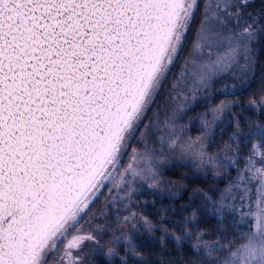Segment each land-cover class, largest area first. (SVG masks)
Masks as SVG:
<instances>
[{"label":"snow or ice","instance_id":"snow-or-ice-1","mask_svg":"<svg viewBox=\"0 0 264 264\" xmlns=\"http://www.w3.org/2000/svg\"><path fill=\"white\" fill-rule=\"evenodd\" d=\"M255 3L0 0V264H88L87 242L100 241L96 231L77 228L80 221L109 184L125 191L137 178L155 176L159 161L138 168L135 150L133 163L121 168L133 142L146 143L152 132L156 122L149 114L165 85L167 104L181 82V90L194 95L207 84L210 67L213 72L238 64L247 68L264 52V0L250 12ZM194 24V42L169 82ZM204 47L223 49L224 55L206 64L196 55ZM255 103L264 108V101L249 107ZM223 111L222 105L213 121L205 119L206 136ZM250 136L260 142L250 149L245 175L231 181L213 207L223 212L229 196L239 199L241 212L246 200L254 203V212L248 208L254 231L243 233L247 243L229 249L216 264H264V131ZM182 151L198 170L229 166L207 155L203 137ZM252 179L259 188L250 196ZM134 219L125 216L124 223ZM139 226L132 223L133 229ZM143 228L154 231L147 220ZM163 232L161 245L167 238ZM174 239L179 245L192 236ZM123 243L122 255L115 245L109 250L107 264L117 257L128 264L135 257L133 238Z\"/></svg>","mask_w":264,"mask_h":264},{"label":"trees","instance_id":"trees-1","mask_svg":"<svg viewBox=\"0 0 264 264\" xmlns=\"http://www.w3.org/2000/svg\"><path fill=\"white\" fill-rule=\"evenodd\" d=\"M259 7L260 0H256L255 7L249 11L256 12ZM196 19L198 24L199 12ZM197 24L193 25L187 36L185 49L181 55L183 58L177 60L176 68L169 76V82L178 75L179 66L194 42ZM217 49L219 50L216 47L211 49L204 47L202 51L198 50L196 55L204 63L211 65L217 59L215 56ZM181 89L183 82L165 104V94L170 91L168 85H165L164 92L149 114V121L156 122L150 136L146 143L132 144L134 150L140 153L137 157L138 168L147 167L152 161H159L153 169L155 176L146 174L143 178H137L130 187L125 188L122 185L125 191L118 189L112 201L100 214V219L107 217L113 219L133 206L140 217L152 224L154 229L152 233L139 228V231L129 235L141 249L140 252L147 257L146 262L142 264H203L216 258L221 250L233 247L243 233L253 230L254 227V218L248 214L249 206L253 212L255 211L254 203L250 204L246 200L243 212L240 211L239 199L233 201L230 196L225 202L226 208L223 212H217L213 205L219 204L221 193L231 181L245 175V170L237 167L240 158L238 147L240 136L238 139L235 138L237 132L233 131V127L238 126L243 134L249 136L250 133H257L264 128V108L255 111L246 106L252 100L264 98V52L247 68L238 64L231 68H218L213 72L210 67L207 84L197 88L194 95L188 89L183 91ZM185 92L189 94L185 95ZM223 98L238 101L241 106L234 109L226 118L224 127L228 129L229 148L226 151L211 149L221 162L229 164L223 173L224 179L218 180L204 168L198 170V165L177 149L175 141L173 143L170 136L174 130L179 129L182 122L187 121L192 111L205 107L207 103L214 104ZM137 140H140L139 136ZM247 175L251 176V173ZM243 187L241 184V190ZM247 187L251 196L259 185L252 179ZM104 198L105 194L99 198L91 211L98 209ZM233 204L235 212L232 210ZM196 209L199 211H195ZM186 222H190L187 227ZM163 230L167 231V238L161 245L160 237L164 234ZM186 233H190L192 239L182 240L178 245L174 237L183 238ZM198 243L199 249H194L192 245ZM205 245L209 247L205 248ZM215 245H218L216 250L209 254V249ZM107 262L108 259L100 254L94 257L91 264ZM111 264H120L118 257L112 259Z\"/></svg>","mask_w":264,"mask_h":264},{"label":"rangeland","instance_id":"rangeland-1","mask_svg":"<svg viewBox=\"0 0 264 264\" xmlns=\"http://www.w3.org/2000/svg\"><path fill=\"white\" fill-rule=\"evenodd\" d=\"M208 2H211L213 5L215 4V0H208ZM184 47L185 44L183 46V50L180 52L179 59L183 58L181 57V55L185 49ZM187 54H188V50L185 55V58ZM222 55H224V50L220 48L219 50L217 49L215 52V56L218 58ZM252 101L260 102V101H264V98H259ZM250 102L246 104V106H249ZM222 105L224 106V111L221 118L212 125L210 133L206 136L203 131V124L205 122V119L207 121H213L214 119L213 113H215L218 109H220ZM240 106L241 104L238 101L224 99V98L220 99L214 104L207 103L205 107H200L199 109L192 111L187 121L185 123L182 122V124L179 126V129L174 130V133L172 132V135L170 137L172 138L173 141H175V145L177 146V149L182 153H185L193 161L194 158L190 156L187 152L182 151V149L187 144L196 140L197 137H203L205 144V152L209 156L216 157L211 150L212 148L226 151L230 146L229 137L227 135L228 129H226L224 125L226 123L227 116L230 115V113L234 109L239 108ZM250 108L255 111H259L262 109L261 104L259 103H255ZM205 114L207 115L205 116ZM187 127H189V129ZM233 131L239 133L240 136V140L238 143L240 158H239V162L237 163V167L242 170H245V161L248 159V154L250 152V149L252 148L253 145L258 144L260 140L258 136H249L247 134H243L238 126L233 127ZM262 131H264V128L262 129ZM133 150L134 147L129 149V155L124 158V163H123V167L121 168V172H123L124 167H127L128 164L131 163ZM204 169L209 171L211 175L214 176V178L218 180L224 179L223 173L225 171V167H219V166L217 168L206 167ZM118 179H119V174H117V180ZM117 191L118 189H116L112 184H109V188L104 191L105 198L104 201L102 202V205L98 209H94L88 212V214L84 217V219L81 220L80 223L77 225V228H83L86 231L88 230L96 231V234L98 235L100 241L99 244H96L94 242H87V247L85 249L84 255L89 257L88 264H91L94 257H97L100 254H102L105 258L109 259L106 256V254L113 247V245L116 246L115 250L117 251V253L119 255H122L124 253V248H125L123 243L124 239L128 238L130 233H135L139 231V228H143V222L145 220L135 212L133 206L130 207L124 214L115 217L113 219H109V217H107L106 219L103 218L100 219V214L102 213V211L105 210L106 206L112 201ZM125 216H129V217L134 216L135 219L132 222L124 223ZM133 222L137 223L140 226L133 229L132 228ZM101 228L103 229V231L102 232L98 231ZM252 231H254V227ZM117 241H120V243L116 244ZM245 243H247V236L242 234L239 240L237 241V243L233 247L225 248L221 250L216 258L212 259L211 261H207L203 264H216L218 260L229 255V249L235 250L236 248L242 246ZM63 247H64L63 245H60L61 250H63ZM140 251L141 249L137 247L135 257L129 259L128 264H137V259L139 260V264L146 262L147 257L145 256V254H142ZM57 255H59V252L57 253Z\"/></svg>","mask_w":264,"mask_h":264}]
</instances>
